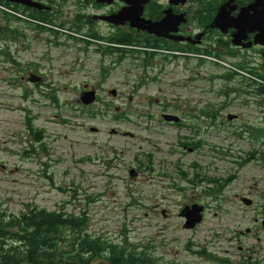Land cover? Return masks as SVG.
Listing matches in <instances>:
<instances>
[{
	"label": "rangeland",
	"instance_id": "rangeland-1",
	"mask_svg": "<svg viewBox=\"0 0 264 264\" xmlns=\"http://www.w3.org/2000/svg\"><path fill=\"white\" fill-rule=\"evenodd\" d=\"M0 27L21 33L0 37V214L86 212L93 237L154 264L260 263L264 95L248 73L224 78L245 57L259 65V53L225 58L228 68L194 55L106 54L84 34L55 37L13 17ZM86 86L99 100L85 107ZM193 205L204 218L188 230L181 212Z\"/></svg>",
	"mask_w": 264,
	"mask_h": 264
},
{
	"label": "flooded vegetation",
	"instance_id": "flooded-vegetation-1",
	"mask_svg": "<svg viewBox=\"0 0 264 264\" xmlns=\"http://www.w3.org/2000/svg\"><path fill=\"white\" fill-rule=\"evenodd\" d=\"M3 1L6 4L4 8L8 11L9 18L20 15L23 17L22 22H26L27 26L37 31L39 27H45L46 32L54 34L55 37L56 35L60 37L62 35L61 31L68 32L75 37L84 34V37H81L86 39V42H84L86 46H104L105 50L111 48L112 54L119 52L122 48L123 35H128L134 37L132 42L140 50L184 52L181 49L191 50L194 48L195 50H213L216 53L233 51L244 54L253 52L255 55L259 53L262 57V62L259 65H255V62H253L255 58L253 57H247L251 58L250 60L245 57V60L240 62H245L247 66H257L259 69L264 66V47L254 43L256 32L247 33V39L243 41L244 44H251L250 47L235 46L233 35L239 32V28L234 25L231 26L230 21L239 18V15L242 12L244 13L256 0ZM222 8L229 12L225 28L211 27ZM124 10H130L129 14L134 18L138 28L132 27L130 21L125 22V24L113 23L123 21L118 15ZM161 22H163L162 25ZM154 28L165 30L169 33V36L159 37L153 33ZM200 35H202V38L198 45H192L188 42H175L170 39L171 36L191 37L193 39ZM171 45L173 48H169ZM182 56L190 57L187 55ZM227 57L230 59L235 58L232 56ZM31 75L33 76L31 78H40V82L44 81L43 75ZM97 100H99V96ZM167 124L177 127L184 125L183 121L179 124L169 122ZM97 261L105 260L98 258L94 262ZM152 262L154 264V261ZM107 264L110 263L107 262ZM259 264H264V255L261 257Z\"/></svg>",
	"mask_w": 264,
	"mask_h": 264
},
{
	"label": "trees",
	"instance_id": "trees-1",
	"mask_svg": "<svg viewBox=\"0 0 264 264\" xmlns=\"http://www.w3.org/2000/svg\"><path fill=\"white\" fill-rule=\"evenodd\" d=\"M4 6H6L5 2L0 0V17H9V14L2 9ZM12 17L22 22L19 17ZM38 30L41 33L47 31L45 27H39ZM9 36L17 40L21 37V33L0 27V37L9 38ZM133 39V36L123 35V47L119 50L122 55L143 52L135 49L137 47L133 44ZM75 40L78 41V39ZM181 50L219 60L227 56L240 55L233 51L216 53L213 50H195L194 48ZM105 53L112 54L111 48H107ZM143 53L149 58H154L161 52L146 50ZM6 55L11 57L9 53ZM123 58L125 57L121 59ZM236 67L239 71L248 73L252 77L251 79L246 78L251 82L250 87H253L260 95H264V66L262 69L250 68L242 62ZM238 76L240 74L237 72H230L224 78L233 80ZM208 117L213 118L211 114ZM29 127L32 135L41 143L43 140L41 131L35 129L32 124ZM197 145L191 143L185 146L195 148ZM88 228L89 219L86 212L82 215H70L61 211L31 207L17 215L0 214V264H92L98 258L110 264H153V259L147 253L127 252L119 245L93 237L88 232Z\"/></svg>",
	"mask_w": 264,
	"mask_h": 264
},
{
	"label": "water",
	"instance_id": "water-1",
	"mask_svg": "<svg viewBox=\"0 0 264 264\" xmlns=\"http://www.w3.org/2000/svg\"><path fill=\"white\" fill-rule=\"evenodd\" d=\"M253 12V13H251ZM130 10H124L121 14L118 15L119 18H122V22H112L115 24H125V22L130 21L132 22V27H137L134 18L132 15L129 14ZM229 12L225 10V8H222L218 15L216 16L214 22L211 24V27H217V28H225V24L228 21ZM169 19L168 17L166 18ZM165 19V20H166ZM164 20V21H165ZM163 21V22H164ZM231 21V26H236L239 28V32L233 35V44L235 46H243L245 48L250 47L251 44H244L243 41L247 39V33H254L256 32V35L254 37V43L257 45L264 46V0H256L255 3L251 4L245 12L241 13L239 15V18H235ZM161 22V25L163 24ZM160 26V25H159ZM143 30V29H142ZM149 31H151L148 28ZM153 33L158 35L159 37H168L169 33L162 29L154 28ZM202 35L196 36L195 38L191 37H183V36H171L170 39L175 42H188L192 45H198L201 42ZM40 78H31L30 82L32 83H38L40 82ZM85 89H88L86 86ZM111 95L113 97L117 96V91L112 90ZM97 101V92L94 89L87 90L82 93L81 95V102L84 106H91L95 104ZM235 116L230 115L228 117V120H233ZM163 119L166 122L169 123H175L179 124L182 119L176 115L172 114H164ZM136 173L134 171H131L130 176L134 177ZM243 202L250 206L252 204L249 200H243ZM181 217L185 218L186 223L184 225L185 229L192 230L196 228L199 224L202 223L204 218V207L199 205H193L192 207H185L184 210L181 212ZM29 264V263H25ZM92 264H107L106 261H97Z\"/></svg>",
	"mask_w": 264,
	"mask_h": 264
}]
</instances>
